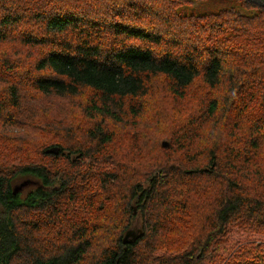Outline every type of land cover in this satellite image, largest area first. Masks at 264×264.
<instances>
[{"label":"trees","instance_id":"1","mask_svg":"<svg viewBox=\"0 0 264 264\" xmlns=\"http://www.w3.org/2000/svg\"><path fill=\"white\" fill-rule=\"evenodd\" d=\"M106 1L100 19L97 0H0V264H264V7L213 15L237 51ZM25 89L91 123L14 130Z\"/></svg>","mask_w":264,"mask_h":264},{"label":"rangeland","instance_id":"2","mask_svg":"<svg viewBox=\"0 0 264 264\" xmlns=\"http://www.w3.org/2000/svg\"><path fill=\"white\" fill-rule=\"evenodd\" d=\"M130 1L134 4V8H141L146 12V15L139 20L140 28L151 29L148 30L150 32H154L155 28H158L159 33L163 35L165 38H169L173 36L177 39H180L182 43H191L194 44L193 37L195 36L196 29L190 28V23H195L197 30L202 34V37L206 42H216V44L221 45L223 43L222 36L225 34H230L232 38L229 40L228 48H232L233 50H237V39L238 37L243 35V31H241V26L235 23L234 18L230 15H226V24L224 25L223 34L210 35L207 30L211 29L209 26H214L213 21L215 17L213 16L215 13L220 10H231L233 9L237 11L239 14L243 13H252L253 15L258 16L259 13L256 10H249L244 7V4L253 3L257 4L260 7H264V0H126ZM91 4V3H89ZM94 4V2H93ZM99 7L96 9L100 19H103L101 15L106 14L105 9L112 8L113 5L106 0H97L96 3ZM116 12V9H114ZM247 11V12H246ZM121 19L123 23L136 25L135 21L129 20V17L122 16ZM186 20H191L188 24ZM264 20V18H262ZM205 31V32H203ZM199 40V39H197ZM199 43V42H198ZM6 80V79H5ZM1 81V80H0ZM25 79L23 80V82ZM2 82V81H1ZM3 83V82H2ZM198 84V83H196ZM23 85V83H22ZM154 87H160V83H154ZM6 84H1L0 87H4ZM162 87V86H161ZM204 93V92H203ZM86 96H84L85 99ZM203 94L201 95V98ZM81 99V98H80ZM21 107L24 108V111L17 115V111H13L11 114V118L14 119L13 124L15 127L13 128L16 131H22L23 129L18 128L26 123L28 125L30 123L36 124L37 126H54L58 123H63L65 129L71 131V135H76L77 138L81 137L82 131L86 129V127L91 123L88 120H84L81 118L82 106L83 103H70L69 106H62L63 108L55 107L51 108L54 104L46 97L37 96L32 91L25 89L22 93V98L20 99ZM166 105L169 106V111L173 110L176 112V106H173L171 100L168 99ZM189 105V104H188ZM195 105V102L192 103V106ZM31 110L30 113L25 108ZM178 113V112H177ZM188 110L182 114V117H186ZM63 114H67L68 118L66 122L61 121V117ZM31 118L37 119L33 121ZM40 121V123L38 122ZM27 125V126H28ZM119 129V128H118ZM49 131V129H46ZM29 132V131H28ZM49 134H45L44 137L49 139ZM79 140H76V142ZM166 142L169 143L168 140L163 139L161 143ZM51 146L50 144H46L42 147ZM164 148V147H163ZM41 158V151L36 153H32L31 159ZM22 184V181L18 182L17 185ZM26 186V185H25ZM131 232H139V226L137 222L132 224ZM128 239H131L130 237ZM260 243V242H259ZM259 243L257 245H259ZM256 245V246H257Z\"/></svg>","mask_w":264,"mask_h":264},{"label":"water","instance_id":"3","mask_svg":"<svg viewBox=\"0 0 264 264\" xmlns=\"http://www.w3.org/2000/svg\"><path fill=\"white\" fill-rule=\"evenodd\" d=\"M168 146V144L166 142L162 143V147L166 148ZM25 185H27L26 182H23L22 184H20L19 186L15 187L13 189V193H15L16 191L20 190L22 187H24ZM129 237H132L133 239H135L134 237V233L133 232H129L125 235L124 239H123V244H127L131 241L128 240Z\"/></svg>","mask_w":264,"mask_h":264}]
</instances>
